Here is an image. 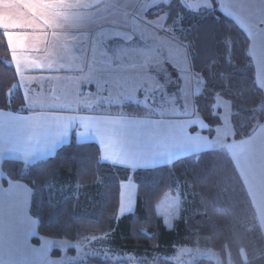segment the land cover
<instances>
[{"label": "crops", "instance_id": "obj_1", "mask_svg": "<svg viewBox=\"0 0 264 264\" xmlns=\"http://www.w3.org/2000/svg\"><path fill=\"white\" fill-rule=\"evenodd\" d=\"M216 1L219 10L246 32L256 82L264 92V0ZM57 4L61 11L54 9L53 0H0V29L26 101L22 111L0 110V264H71L64 259L69 241L39 235L38 219L31 213L32 188L22 181L4 184L2 165L5 160L26 165L46 160L73 138L79 144L96 143L103 163L132 173L212 149L225 151L244 183L264 236V123L256 124L247 137L229 141L234 129L221 137V125L209 135L196 107L150 114L138 102H132L141 107L137 110L128 109L131 103H113L115 74L122 69L116 58L123 51L101 45V33L108 25L102 24L101 0H58ZM163 14L167 16L154 18ZM124 52V74L148 75L140 69L143 62L128 65L132 51ZM169 65H177L181 72L179 57ZM189 69L199 81L196 87L192 80L186 85L194 91V100L203 80L192 70L191 57ZM123 83L119 82L121 94L131 84ZM91 102L99 107L91 109ZM34 237H39L38 244ZM54 249L60 254L54 255Z\"/></svg>", "mask_w": 264, "mask_h": 264}, {"label": "trees", "instance_id": "obj_2", "mask_svg": "<svg viewBox=\"0 0 264 264\" xmlns=\"http://www.w3.org/2000/svg\"><path fill=\"white\" fill-rule=\"evenodd\" d=\"M152 11L150 18L167 13V24L180 14L184 16L183 40L190 45L191 67L203 80L202 91L194 100L197 113L208 126L206 133L213 135L222 125L221 108H216L220 97L230 102L234 134L229 141L247 137L256 124L264 123V92L256 82L248 55L249 38L219 10L217 1L212 0V8L200 12H192L181 0L159 4ZM9 59L10 47L0 29V110L18 112L25 109L26 101ZM140 108L128 106L130 110ZM2 168L4 184L15 180L32 188L31 213L38 219L39 235L72 242L109 235L119 250L143 257L159 254V258L142 264H175L166 255L178 246H197L200 238H206L209 248L219 253L221 264H264V236L255 209L225 151L212 149L132 173L103 163L96 143L79 144L73 138L51 158L32 165L5 160ZM130 176L137 184L136 207L118 217L121 184ZM182 183L190 191L188 211L168 229L156 205ZM68 185L71 188L65 191ZM32 241L38 244L39 237ZM67 252L76 253L74 248ZM52 253L60 251L54 249ZM88 261L130 264L100 256H90ZM193 264L217 263L204 257Z\"/></svg>", "mask_w": 264, "mask_h": 264}, {"label": "rangeland", "instance_id": "obj_3", "mask_svg": "<svg viewBox=\"0 0 264 264\" xmlns=\"http://www.w3.org/2000/svg\"><path fill=\"white\" fill-rule=\"evenodd\" d=\"M57 1L53 0L54 9L61 11ZM70 1L74 2L75 0ZM171 1L101 0V13L105 14L102 15L103 20L105 19L102 24H108L106 25L107 29L103 30L104 33H101V45L112 48V50L113 48L117 49V52L123 51V53L119 52L121 54H118L116 58L117 63L122 64V69L117 68V74H115L116 78L114 79L118 82V86L115 88V95L110 99L113 103L127 102L132 104V102H138L146 106L150 114L162 111L183 110L187 112L190 109L195 110L192 94L194 91H191L186 85L192 80L193 87H196L199 81L194 79L189 69L191 50L189 43L183 40L185 34L182 24L184 16L180 14L175 22L170 25L166 24L167 16L165 14L154 19L148 18L149 13H153V7L162 3L169 4ZM181 2L193 12H200V10L212 7V0H181ZM109 16L115 20L108 21ZM139 47L145 48L146 52L141 53ZM125 49H127V54H131L130 51H132V59H129L128 65L133 62L134 66H137V63L143 62L140 69L148 75L135 74L134 72L131 75L124 74L122 70L127 63L125 58L122 59V56L125 55ZM178 57L182 63L181 72L177 65L175 68L169 65L172 61H178ZM121 81L124 82L123 86L128 82L132 84H126L125 94L120 93L119 82ZM175 102L176 104H174ZM216 105V108H221L222 128L219 131V136L229 135L233 129L230 118V102L220 97ZM93 107H99V105H96V102H91L90 108L93 109ZM70 188L68 185L63 191H69ZM77 188L79 187L73 186L76 192H78ZM189 192L188 187L182 183L175 192H168L162 196L156 205V212L162 217L168 229L173 227L175 220L180 217L182 212L188 211ZM122 193V205L119 208L118 217L135 210L137 184L132 176L123 183ZM64 242H68V240ZM68 245L77 251L76 257L70 254L64 257L65 261L71 264H91L88 261L90 256H100L111 261L129 262L130 264H142L147 259L159 258V254H155L154 257H143L119 250L113 246L109 235L88 236L80 241H69ZM242 256L247 261L245 252H242ZM166 257L175 264H193L204 257L221 264L219 253L209 248V242L206 238H200L197 246H178Z\"/></svg>", "mask_w": 264, "mask_h": 264}]
</instances>
